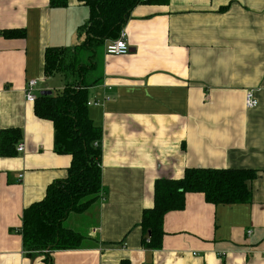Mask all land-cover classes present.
Wrapping results in <instances>:
<instances>
[{
    "label": "crops",
    "instance_id": "1",
    "mask_svg": "<svg viewBox=\"0 0 264 264\" xmlns=\"http://www.w3.org/2000/svg\"><path fill=\"white\" fill-rule=\"evenodd\" d=\"M87 19L78 0L55 8L0 0V33L25 32L0 34V130L19 129L15 149L24 145L16 157H0V264H47L14 231L23 210L66 177L71 158L55 153L51 122L34 115L23 91L31 79L36 95L51 91L44 50L79 45ZM123 30L129 53L107 55L105 42L100 76L87 90L89 102H100L88 114L102 130L103 201L87 229L96 244L54 251L51 263L264 264V0L139 5ZM250 91L254 109L245 106ZM185 168L254 170L250 202L213 206L186 194L184 209L163 218L162 248H142L139 224L154 182L179 179Z\"/></svg>",
    "mask_w": 264,
    "mask_h": 264
},
{
    "label": "trees",
    "instance_id": "2",
    "mask_svg": "<svg viewBox=\"0 0 264 264\" xmlns=\"http://www.w3.org/2000/svg\"><path fill=\"white\" fill-rule=\"evenodd\" d=\"M88 8L87 22L78 29L82 42L71 48L48 47L43 53V74L79 72L78 81L66 83L57 93L38 94L33 104L34 115L51 122L53 149L56 154L71 158L66 177L50 183L42 200L27 206L21 226L14 232L21 236L27 254L43 253L47 264L54 251L87 249L96 239L84 231L64 226L71 214L84 215L103 201L102 194V130L88 114V88L83 84V69L77 64V49L94 51L107 41L120 36L132 10L139 5L165 6L170 0H78ZM67 0H49V7H65ZM7 38H23V30L0 33ZM88 68V67H87ZM90 68V67H89ZM21 139L19 129L0 130V157L17 156L15 145ZM257 173L249 169L185 168L179 179H158L154 182L153 206L141 216L140 246L148 250L162 248L163 218L172 211H181L185 195L200 193L207 204L237 205L251 200V182ZM122 264V263H121Z\"/></svg>",
    "mask_w": 264,
    "mask_h": 264
},
{
    "label": "rangeland",
    "instance_id": "3",
    "mask_svg": "<svg viewBox=\"0 0 264 264\" xmlns=\"http://www.w3.org/2000/svg\"><path fill=\"white\" fill-rule=\"evenodd\" d=\"M83 39V37L81 36ZM77 43H81L77 41ZM102 47H96L95 52L89 51L86 48L77 49V64L86 66L83 69L84 76L83 84L89 85L93 80H96L100 76V65H101V52ZM88 67V68H87ZM90 67V68H89ZM81 74L77 71L65 72L62 75H55L50 78L47 82L51 87V92L53 94L59 92L66 83L78 81ZM97 221V208L94 206L84 215L71 214L67 221L63 224L67 228H71L76 231H84L87 225L94 224Z\"/></svg>",
    "mask_w": 264,
    "mask_h": 264
},
{
    "label": "built area",
    "instance_id": "4",
    "mask_svg": "<svg viewBox=\"0 0 264 264\" xmlns=\"http://www.w3.org/2000/svg\"><path fill=\"white\" fill-rule=\"evenodd\" d=\"M105 53L107 55H113V56H125L129 53V45L127 43L126 39V33L124 30L120 32V36L116 40L109 41L105 45ZM36 87H37V80L31 79L28 80L25 88H24V99L27 103H33L36 98ZM106 100L108 97L105 98ZM100 104L99 101H88L87 106H98ZM245 106L247 109H254L257 106V100L254 98L253 93L247 92L245 96ZM24 150V145L22 143L18 144L16 146V152L17 153H22ZM251 231H248L247 234H250ZM222 256L224 254H221Z\"/></svg>",
    "mask_w": 264,
    "mask_h": 264
},
{
    "label": "water",
    "instance_id": "5",
    "mask_svg": "<svg viewBox=\"0 0 264 264\" xmlns=\"http://www.w3.org/2000/svg\"><path fill=\"white\" fill-rule=\"evenodd\" d=\"M51 94H52V92L50 90H45V91L40 92V95H43V96H49Z\"/></svg>",
    "mask_w": 264,
    "mask_h": 264
}]
</instances>
